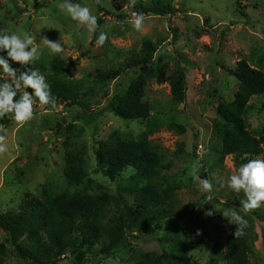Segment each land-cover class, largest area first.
<instances>
[{
  "label": "rangeland",
  "instance_id": "374dc122",
  "mask_svg": "<svg viewBox=\"0 0 264 264\" xmlns=\"http://www.w3.org/2000/svg\"><path fill=\"white\" fill-rule=\"evenodd\" d=\"M156 1L76 0L102 21L99 30L108 39L98 46V32H87L71 20L60 9L62 0H0V30L32 35L41 52L30 67L45 75L48 83L55 77L53 63L62 61L61 78L83 81L87 89L79 106L62 104L50 110L35 99L32 119L20 124L11 117L7 126H0L7 145V151L0 153V211L16 210L24 200L33 198L47 206L62 196L109 197L108 216L113 219L125 203L133 205L134 190L153 184L172 193L171 213L155 225L154 233L150 229L129 231L132 237L109 257L100 253L103 244L82 252L73 248L58 264H156L157 258L163 264H228L225 242L235 225L222 212L239 211L245 196L227 186L230 175L241 166V158L223 157L214 125L220 119L218 106L231 104L239 89L238 63L246 61L264 73V0H162L173 12L149 13L142 30L133 29L135 8L151 7ZM43 37L59 40L63 52L51 54ZM146 41L157 48L145 88L150 118L126 121L106 112L89 126L77 120L81 108L101 110L127 93L140 75L139 69L126 71L105 85L92 76L124 64ZM161 69L171 79L184 77V103L171 96L169 84L157 83L155 75ZM0 74L3 80L11 79ZM249 106L248 128L264 137V95L253 98ZM146 132L161 149L163 169L159 174L148 179L127 169L116 181L105 176L96 156L100 144L137 140ZM200 144L203 149L198 148ZM67 151H76L83 159L88 174L83 184L71 186L66 180ZM258 158L264 159V149L254 159ZM203 179L213 184L211 192L201 189ZM240 214L247 220L250 264H264V206ZM5 242L6 233L0 227V244ZM5 261L29 264L12 249Z\"/></svg>",
  "mask_w": 264,
  "mask_h": 264
},
{
  "label": "trees",
  "instance_id": "16d2710c",
  "mask_svg": "<svg viewBox=\"0 0 264 264\" xmlns=\"http://www.w3.org/2000/svg\"><path fill=\"white\" fill-rule=\"evenodd\" d=\"M135 10L137 14L143 13L144 17L149 13L173 12L171 6L164 5L162 0H157L151 7L137 6ZM97 22L98 25L102 24L100 19ZM156 52L155 45L146 41L141 51L124 64L93 75L96 83L105 85L115 81L126 71L139 69L141 72L131 82L123 97L116 96L107 107L94 112L89 111L88 107L81 108L76 119L88 126L96 123L106 112H112L126 121L149 119L151 107L144 101L145 88L148 74L153 70ZM63 65L62 61L53 63L55 77L48 82L51 102L46 105L50 110L57 109L62 104L67 108L79 106L82 104L84 91L87 90L83 81L72 82L61 78ZM235 76L239 81V89L231 104L221 103L218 106L220 119L215 122L214 129L222 141L223 157L241 158L242 165L260 156L264 149V137L255 136L246 122L250 101L264 95V73L246 61H241L237 65ZM155 79L159 85L169 84L171 96L175 101L185 102L183 76L171 79L161 69ZM0 80L3 79L0 77ZM29 91L31 92V89ZM19 95L18 93L17 99ZM10 119L11 115L0 118V126H7ZM221 120L226 123L225 126ZM148 133H144L137 140L101 143L96 156L99 169L105 176L116 181L127 169H133L137 177L152 179L157 176L163 169V156L161 149L150 141ZM66 160L64 174L68 184H83L88 174L80 154L67 151ZM132 193L133 205L125 203L123 210L119 209V216L113 219L108 216L109 197L62 196L49 202L47 206L33 198L24 200L16 210L5 213L0 211V227L6 233V242L0 244V264H7L5 258L9 249L29 264H58L70 249L75 248L82 252L97 244L104 245L100 253L103 257H109L132 237L128 234L129 231L150 229L154 233L155 225L160 220L167 219L171 213V191L149 184ZM119 201L121 206L123 199L120 197ZM235 231L236 226H233L225 242L228 264H250L248 231L245 228L244 234L240 236H236ZM156 264L163 262L157 258Z\"/></svg>",
  "mask_w": 264,
  "mask_h": 264
},
{
  "label": "clouds",
  "instance_id": "9594fccd",
  "mask_svg": "<svg viewBox=\"0 0 264 264\" xmlns=\"http://www.w3.org/2000/svg\"><path fill=\"white\" fill-rule=\"evenodd\" d=\"M97 2L99 3V0ZM60 9L87 32H98L96 37L98 46L105 44L108 34L99 30L98 17L88 6L76 0H62ZM144 22V14L139 13L131 21V26L140 31ZM43 41L51 54H60L64 50L59 40L50 41L43 37ZM40 55V50L34 46L32 35L0 30V72L11 77L10 80H0V118L11 115L14 121L23 124L33 117L35 98H38V102L42 105L50 104V85L46 83L45 75L38 69L33 70L30 67ZM10 62L17 63L19 68H14ZM21 89L23 92L17 99ZM28 89H31V92ZM5 141L6 137L0 135V153L7 151ZM227 186L235 193L243 192L245 196V199L241 201L239 211L222 212L223 217L236 226L235 235L240 236L244 234V229L247 227V220L240 212L247 214L253 209L264 206V159H250L247 163H243L237 169L236 174L230 175ZM200 187L207 192L213 190V184L207 179L200 181Z\"/></svg>",
  "mask_w": 264,
  "mask_h": 264
},
{
  "label": "built area",
  "instance_id": "2783aa9c",
  "mask_svg": "<svg viewBox=\"0 0 264 264\" xmlns=\"http://www.w3.org/2000/svg\"><path fill=\"white\" fill-rule=\"evenodd\" d=\"M136 15V14H135ZM198 148L199 149H203V146L200 144L199 146H198Z\"/></svg>",
  "mask_w": 264,
  "mask_h": 264
},
{
  "label": "water",
  "instance_id": "95a60500",
  "mask_svg": "<svg viewBox=\"0 0 264 264\" xmlns=\"http://www.w3.org/2000/svg\"><path fill=\"white\" fill-rule=\"evenodd\" d=\"M209 208H210V206H209V205H207V206H206V210H208Z\"/></svg>",
  "mask_w": 264,
  "mask_h": 264
}]
</instances>
